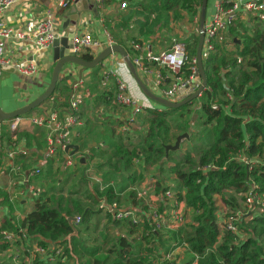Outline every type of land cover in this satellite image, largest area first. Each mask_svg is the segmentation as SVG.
I'll return each mask as SVG.
<instances>
[{"label": "trees", "instance_id": "1", "mask_svg": "<svg viewBox=\"0 0 264 264\" xmlns=\"http://www.w3.org/2000/svg\"><path fill=\"white\" fill-rule=\"evenodd\" d=\"M201 3L202 0H151L148 9L156 16L152 21L149 18L136 21L139 35L153 34L162 19L167 24L171 11L178 10L191 19L198 17ZM140 5L142 4L136 3V6ZM131 20L130 16L125 17L115 29H126ZM227 32L225 39H228L222 43L215 42L213 51L202 60L206 77L205 91L197 99L175 109H146L145 135L137 145L131 144L129 139L122 143L118 140L113 146L112 159L119 169L100 178L103 184L112 183V186L102 192L96 187L94 195L108 204L120 205V196H123L125 202L131 199V206L137 205V193L129 191L128 186H121L117 180H127L134 185L135 176L126 173L133 166L134 159L149 166L158 165L162 169L167 166V172L178 179V184L164 187L160 185V181L156 184V191L174 190L194 214L191 216L194 224L188 225L190 232L182 227L177 233H173L171 241L180 242L179 245L183 242L188 244L190 252L200 256L197 264H264V213L248 221L242 220L238 225L240 232L246 236L244 240L228 232L220 243L217 239L214 196L224 191L242 194L252 184L257 186L258 193L264 194V165L259 162L264 158V22L257 20L250 30L239 19ZM129 35L130 41H136L133 33ZM240 37L243 41L238 44ZM121 44L129 54L134 53L130 43L121 41ZM227 46L232 49L227 51ZM196 48L197 40L186 47L187 61L182 70L184 77L195 66L193 61L196 60ZM80 57L86 62L93 60V55L89 53H83ZM143 62L145 65L152 64L147 60ZM96 69L98 67L93 70ZM58 89L60 83L55 92ZM67 92L68 87L64 89V93ZM103 100L106 105L112 102L111 97L107 100L104 97ZM213 102H218L220 107L213 109ZM80 109L81 107L76 113L79 119ZM194 118H197L198 130L191 131L189 125H192ZM186 133L189 135L188 141L195 144L193 155H180V150L166 152L165 147L173 146L177 137ZM104 155L103 152L99 154ZM236 156H245L256 161V164L248 172L245 164L235 160ZM209 166L214 169L204 170ZM139 167L142 168V165ZM230 205L234 206L232 203ZM73 213L81 214L84 220L85 211L77 202H72L70 207V201L65 197L53 196L46 200L40 198L28 214L24 226L27 234L38 245L62 247L63 258L73 262V257H76L77 264H81L75 252L78 249L81 250V253L77 251L78 255L89 258L85 264H152L148 258L154 252L152 247L155 246L157 237L148 227L130 226L128 235L133 237L130 240L123 237L118 239L108 249V256L102 261L96 259L100 248L81 247L79 237H72L70 250L66 238L72 230L66 218ZM112 221L117 224L115 220ZM1 228L0 232L6 229L3 226ZM104 239L106 241L107 236ZM140 241H147L148 246L143 248L138 243ZM157 242L164 247L166 241L158 239ZM1 248L5 246L2 245ZM33 264L41 262L35 259Z\"/></svg>", "mask_w": 264, "mask_h": 264}, {"label": "crops", "instance_id": "2", "mask_svg": "<svg viewBox=\"0 0 264 264\" xmlns=\"http://www.w3.org/2000/svg\"><path fill=\"white\" fill-rule=\"evenodd\" d=\"M59 1L60 0H19L15 5L7 8L3 12L2 20L6 25L12 27L13 29L31 32L34 30L35 23L43 20L46 12H50L52 14L53 32L57 38L65 37L69 34L83 35L88 33L95 40L101 42L102 45L98 50H89L83 52L93 55V59L103 50L109 48V45H111V47H121L132 63L135 58L140 56V54L133 48L134 44H139L141 46V54L144 56L147 53L157 55L162 51L169 50L174 43L178 42L173 41L167 47L158 46L155 43V38L160 39V36L158 34L153 36L154 30L156 28L153 30V34L151 35H139L136 21H144L146 18H148L147 15L143 16L144 13L139 11V8H142L143 10L145 5L150 6L151 0H144L142 2H139L138 0H125L127 1L128 5L127 9L125 10H120L117 5L122 0H108L106 10L104 11H99L95 4H91L92 0H74L65 9L58 7ZM110 1L113 2V5L111 6L108 4ZM219 1L220 0H210L207 4L204 16V26L210 22L215 12V6ZM136 3L142 4L140 5L141 7L136 6ZM149 6L147 8H149ZM116 9L120 13L114 15L112 17L113 20H107L109 15L111 16L112 13H115ZM137 12H140L141 14L137 15ZM176 12H179L180 15H184L178 10ZM153 14L155 17L156 14ZM127 16L132 18L130 25L127 26L126 29L119 31L116 30L115 26ZM141 16L143 17L142 20L138 18ZM246 17L250 16L246 14H240L238 20L240 19V21L246 25L248 24L246 23ZM153 19L152 17L149 18L150 21ZM188 19L192 20L191 18ZM198 19L200 20V14L198 17L193 18V20L197 21V23ZM161 23L165 25L164 28H166L169 20L167 24H165L164 20L162 19ZM130 33H133L134 36H136V41H130V35L128 36ZM227 33L228 32L224 34L225 37ZM197 39V36L195 37L192 34H189L185 41L179 42L187 47V45ZM121 41L124 43H130L134 53L129 54L123 47V44H121ZM3 58L8 59L10 62L8 66H12L14 69L18 62H22L24 60L30 61L35 59L38 63L37 72L33 75H21L16 71V69L13 73H0V111L8 114L22 109L43 95L50 85L55 63L53 61V48H51L49 51L36 54L28 42L17 41L16 39H9L6 41ZM143 64L145 65L144 62ZM145 66L148 69L146 72L135 68L134 66L133 67L141 83L150 91V93H152V95L160 98V93L158 90H155L153 84L156 80H160V82H162L160 90H164L167 88V84L171 79L168 78L167 73L164 70H161L156 64H146ZM96 67H98V69L94 71L93 69ZM96 67L93 69H83L72 63L65 64L61 68L59 81L57 83V85L60 83V89H58L56 92L54 91L52 96L44 101L41 105L26 115H23L25 118H30L38 115H46L50 112V110H53L57 111L59 120H64L66 118V106L73 89V84L82 81V88L75 91L76 95L80 96L82 99V104L80 105L81 124L74 128L71 132H68V135L70 134L71 139L70 146L76 147L77 150H74L73 148L68 150L65 149L63 152L57 150L53 157L48 160H44V153L47 147V143L45 141V128L43 129L34 127L28 121L24 120L23 123H21L19 127L13 131L10 129V125L14 119L0 122L1 142L3 146V150L0 153V229H2V226L6 228L4 230L10 229L9 231L25 229L24 222L28 214L34 209L36 195L44 187L47 190L52 188V190H54L56 193H59L70 185L77 184L78 182L80 183L84 179V183L86 184L89 193L94 196V199L99 203L100 200L97 199L91 189V187L96 188L97 185L94 183V181L90 183L89 177L91 176L93 179H100L104 174L112 171L109 169V167H111V163H114L115 165V160L112 159V152L114 150L113 146L118 143V140H120L118 139V135H114L115 137L112 138V126H114L115 121L125 122V116L119 115L118 112L113 113L114 111L111 105L112 103L115 104L114 93L116 94L117 80L120 79L126 85L127 95L133 101H135L137 107L142 109L141 112L137 114V118L133 119H136L133 127L142 126V129L147 130V123H143L141 120L145 118V110L153 109L160 111L162 108H164L143 94L137 85L130 69L126 65L123 57L119 53L110 55V57H108ZM110 72H113L115 76L108 77L107 75ZM66 87H68L67 94L64 93V89ZM104 97H106V100L108 97H111L112 102L109 105H106V101L104 102L103 100ZM181 101L182 99L180 98L178 102ZM123 107V110L133 114L132 107ZM133 116L135 117V115ZM128 126L129 125L124 124L121 129H118L117 127L116 134L124 130L128 131V133L131 132V136L126 140H121V143L122 141L126 142L128 139L130 141V138H132V136L134 137V132L136 130L133 131ZM100 139L101 142H98ZM131 144L134 143L131 142ZM12 145L13 147H18L19 149H26L28 155H16L12 160H10L6 156V151L9 150ZM102 152L105 153V155L99 156V154ZM67 156L73 157L74 161H77V164H75L73 167L64 169L62 167V163L64 158ZM109 161H111V163H109ZM97 164L98 166L102 167H96ZM133 164L134 166H131L126 173L128 175L133 174L134 176L139 177L140 173L136 168L137 165H142L145 167L146 164H142L141 162L138 164ZM9 167H15L17 169L16 174H10L8 171ZM36 168H39L41 173L39 175L32 176L31 172ZM95 169L99 171L101 174L100 176L94 172ZM166 172H164L163 175H165ZM40 175L42 176L43 181L46 183L40 181ZM54 175H57V177H53ZM117 182L124 187L130 184V182L127 180L121 181L118 179ZM62 194L63 192L61 195ZM42 195H44V193H42ZM64 197L65 199L69 198L67 195H64ZM78 197L79 196L76 195L72 196V200H69L70 204L72 202H77L79 206L83 208V205L77 201ZM130 204V200H128L124 205L121 204V206H127ZM88 210V207H85V211ZM103 215L105 216L104 213ZM83 221L84 220H81L77 226H82ZM96 226H94L95 229ZM117 226H120L119 229ZM129 228L130 227L127 225L117 222L116 226H110L109 228L106 227L104 233H100L99 236L101 237L102 242L104 241L106 243H111L113 240L114 243H116V241L122 237L130 240L133 236L128 235ZM105 236H107L106 241L104 239ZM74 237H79V241L82 243L81 247L95 248V246L84 243L79 232L77 233V236ZM114 243H112L110 247ZM138 243L143 248L148 246L147 241H140ZM2 245H4L5 248L2 249ZM96 246H99L98 242L96 243ZM15 247H17V244H15ZM67 247L71 250V243L70 247L68 244ZM110 247L106 249V254L108 253V249H110ZM60 248L63 251V248ZM98 248H100V250L96 256V259L102 253V247ZM152 250L154 252L150 254L148 259L149 261H152V264H157L158 258L156 256L155 248L152 247ZM77 251L80 252L81 250L78 249L75 251L76 255L78 256L79 253ZM0 252H3V254L0 255V264L9 263L7 259H11L12 261L13 255H22V252L19 251V248H8V245L4 244L1 239ZM70 253L72 252L70 251ZM9 254L11 258L9 257ZM78 257L80 258L79 262L81 264H85L82 262L83 258H87L89 260V258L85 255H80ZM73 258V262L69 261V259L67 260L63 258L62 252L61 259L64 260L59 261V258L57 257L52 261L51 264H77L76 257ZM28 264H30V262Z\"/></svg>", "mask_w": 264, "mask_h": 264}, {"label": "built area", "instance_id": "3", "mask_svg": "<svg viewBox=\"0 0 264 264\" xmlns=\"http://www.w3.org/2000/svg\"><path fill=\"white\" fill-rule=\"evenodd\" d=\"M18 1L19 0H0V65L2 66H8L10 64L8 59L3 58L7 40L16 39L17 41L28 42L33 51L39 54L49 51L57 38L53 32L52 14L50 12H46L43 20L35 23L34 30L31 32L13 29L6 25L2 20L3 12L7 8L15 5ZM73 1L74 0H60L58 2V7L65 9ZM93 2L99 11L106 10L108 0H93ZM117 5L120 10H125L128 7L127 3L124 1H120ZM262 11H264V0H220L215 6V12L210 22L204 26L202 58L207 57L208 54L213 51L214 43H218L228 29L238 20L240 14L253 16L259 15ZM70 41L72 51L77 56H80L84 51H96L102 45L101 42L95 40L88 33L74 35ZM109 46L111 47V45ZM133 48L140 54V56L135 58L132 62L135 68L146 72L148 69L143 64V61L146 59L159 66L161 70H164L167 75L170 76L171 80L164 90H160V86L162 85L160 80H156L153 84L155 90L159 91L160 98L177 103L180 98L183 101L199 89L201 79L199 81L197 74L199 71L197 69L196 60L193 61L195 66L192 68L191 73L187 77H184L182 74V70L187 61V51L184 44L180 42L174 43L169 50L162 51L157 55L147 53L143 56L139 44H134ZM15 69L21 75H33L37 72L38 63L35 59L30 61L24 60L18 62ZM107 76L114 77L115 75L113 72H110ZM80 88H82V81L73 84L71 96L66 106V118L64 120H59L57 111L50 110L46 115H38L30 118H25L24 116L17 117L12 121L10 129L15 131L24 120L28 121L34 127L45 128V141L47 147L44 153V160L53 157L57 150L62 152L65 151L71 144L70 134L68 135V132H71L81 124L76 113L82 104V99L75 93V91ZM114 102L121 106L132 107L133 115L135 116L142 110L137 107L135 101L127 95L126 85L120 79L116 81ZM219 107L220 104L218 102L212 103L213 109H218ZM223 108L226 109L225 106ZM10 148L6 151V156L10 160L16 155H28L26 149H19L18 147H13V145ZM2 150L0 125V153ZM235 160H240L241 163L245 164L248 172H250L256 164V161L250 160L245 156H236ZM259 162L264 165V158L263 160H259ZM138 163L139 160L136 159L135 164ZM75 164H77V161H74L73 157L67 156L64 158L62 167L67 169L75 166ZM210 169L214 168L210 166L204 168V170ZM8 171L13 175L16 174L17 169L15 167H9ZM40 173L41 170L36 168L33 169L31 175H39ZM93 181L100 192L112 186V183L108 185L103 184L101 179L98 178H94ZM160 181V178L157 177L153 179L150 185H146V183L143 182V184L138 186L137 181L134 185L128 187L129 191L133 190L137 193V205L121 206V204L119 205L117 203L108 204L103 199L99 201V210L111 216L116 222L125 224L128 227H148L150 229L149 231L157 237L155 246L153 245L158 258L157 264H180L181 255L184 253L193 257L191 264H197L200 256L190 252L189 246L185 242L179 245L180 242L171 241L170 236V233H177L180 228L185 227L187 215L190 210L186 207L185 201L180 200L174 190L164 189L162 191L159 189L156 191V184ZM256 190L257 186L254 184L248 188V191L243 195V212L238 210L233 219H224L221 221L217 212L215 213L218 224V243L221 242L226 232L237 235L240 240H244L246 236L240 232L238 224L242 222V220L248 221L264 213V194H260ZM76 219V223L78 224L81 220L79 218ZM0 239L4 244L10 245L11 248H19V251L22 252V255H13L12 261L11 259H7L10 264H28L29 262L33 264L35 259L41 262V264H51L57 257L59 261L64 260L61 259L63 252L61 248L53 247L52 245H38V243L32 241V237L27 234L26 229H20L18 231L3 230L0 232ZM158 239L166 241L164 247L157 242ZM15 244H17V247H15ZM159 248L160 250H158Z\"/></svg>", "mask_w": 264, "mask_h": 264}, {"label": "rangeland", "instance_id": "4", "mask_svg": "<svg viewBox=\"0 0 264 264\" xmlns=\"http://www.w3.org/2000/svg\"><path fill=\"white\" fill-rule=\"evenodd\" d=\"M123 1L127 3V1L122 0V2ZM108 4H109V6H111V5H113V2L110 1ZM148 6L149 5H145V8L143 10H142V8H139V11H142L144 13L143 16L147 15L148 18L152 17V19H153L154 14H151L149 12V9L147 8ZM119 13L120 12L117 11V9H116L115 13H112L111 16L109 15L107 20H109V21L113 20L112 17L116 14H119ZM169 14H170V18H169V23L166 25L167 27L164 28L165 25H163L161 23L154 30L153 36H156L157 34L160 36V39L155 38V40H156L155 43L158 46L167 47L173 41H178V42L179 41H185L189 34H192L193 36L198 37V35H199V25H198L199 19H198V23H197V21H194L193 19L189 20L184 15H182V14L180 15V13L176 12V11L175 12L171 11V13H169ZM178 15H179V17H178ZM138 18L141 20L143 19L142 16L138 17ZM246 18H247L246 23H248V24H246V26L250 30H252L253 27L255 26V22L257 20L264 22V12L260 13L259 15H253V16L246 17ZM227 39L228 38L225 39V36L223 35L222 38L219 40V43H222L223 41H226ZM242 41H243V38L240 37L238 40V44L242 43ZM231 49H232L231 46L226 47L227 51H230ZM202 60H203V58H202ZM197 74H198V78L200 81L199 72H197ZM114 95H115V93H114ZM111 105H112V108L114 111L113 113L118 112L119 115L125 116V118H124L125 122L115 121L114 126H112V131H113L112 138H114L115 136L118 135V139L126 140L128 137H130L131 132L128 133V131H125V130L122 132L120 131L116 134L117 127H118V129H121L123 127V125L126 124V125H129L128 127L131 130H133V131L136 130L134 132V137L132 136V138H130L131 139L130 143L133 142L135 145H137L141 141V139L143 138L144 134L146 133V130L142 129V126L133 127V125L135 124V121H136V119L135 120H133V119L137 118V115L134 117L133 114H131L130 112L128 113V111L123 110V108H124L123 106H120L116 103L115 104L112 103ZM141 120L143 121V123H146L144 121V119H141ZM196 124H197V118H194L192 125L191 126L189 125V127L191 128V131L192 130H198V127H196L197 126ZM98 142H101V139L98 140ZM193 145H195V144L193 142H189L188 139L183 140L180 144V149H179L180 155H184L187 153H190L191 155H193L194 154V146ZM133 163H135V159L133 160ZM110 166L111 167H109V169L112 171H116L119 169V167L115 166L114 163H111ZM133 166H134V164H133ZM96 167L101 168L102 166H98V164H97ZM136 168L139 170V173H140L139 174L140 177L135 176V178H136L135 183L138 181V186L143 184V182L146 183V185L147 184L150 185L152 183L153 179L157 178L158 176L161 178V183H160L161 186L173 187V186L178 184V179L173 174L166 172L167 166H166V170H165V168L162 169L158 165H153V164L151 165L150 164V166H149L146 163L145 167L142 166V168H141V167H139V165H137ZM94 172L97 173V175H99V176L101 175L97 169H95ZM164 172H166L165 175H163ZM53 177H57V175H54ZM142 177H143V179H141ZM40 179H41L40 181H43L42 176ZM92 179H93V177L91 178V176H90L89 177L90 183L93 182ZM84 182L85 181L83 179L80 183L78 182L77 184L70 185L69 187L63 189L59 193H56L54 190H52V188L47 190L44 187L42 190H40L39 193H37L36 201L39 198L49 199L53 196L64 197V195H67L69 197L68 200H72L71 199L72 196H75V195L79 196L77 198V201H79L80 204L83 205L84 211H85V207H88L89 210L85 211V213H84L85 217H84L83 225L79 227V226H77L78 224L75 223L74 226L77 230V233L79 232L80 237L84 243H86L88 245L95 246V247H102L101 248L102 253H101V255H99L97 257L98 260L102 261L108 256L105 251L107 248L110 247V245L112 243H114V240L111 243H106L104 241L102 242V239L99 236V234L104 233L106 227L109 228L110 226H116V224L112 221V219L109 216H107L106 214L104 216L103 215L104 212L102 210H99L100 204L98 202H96V200H94V198L89 193L88 188ZM44 183H46V182H44ZM128 187H131V184H128ZM91 189H92L93 193H96V188L91 187ZM158 189H159V187H158ZM62 192H63V194H62L63 196L61 195ZM42 193H44V195H42ZM244 194L245 193L239 194V193H235L233 191H224L220 195L214 196L213 199H214L215 206L217 208V215H219L221 221L224 219H233V217L235 216V214L238 210L243 212V203H244L243 195ZM98 196H100V194H98ZM120 203L123 205L126 203L123 196H120ZM230 203L234 204V206H231ZM70 207H71V204H70ZM147 209H146V211H147ZM100 213H102V214H100ZM192 215H194V214L192 211H190L187 215V221L185 224L186 231H189V232H190V229H189L188 225H190L192 223V219H191ZM70 216L73 218H79L80 220H83L82 215L79 213H73ZM0 217H1V215H0ZM240 223L238 225H240ZM193 224L194 223H192V225ZM84 225H86L85 228H84ZM94 226H96V229ZM119 227L120 226H117L118 229H119ZM7 231H9V230H7ZM173 233H175V232L170 233V236H172ZM246 235H249V234H246ZM100 241H101V243H100ZM97 242L99 243V246H96ZM102 243H103V245H102ZM10 247L11 246L8 245V248H10ZM158 250H160V248ZM2 254H3V252H0V255H2ZM78 256H80V255H78ZM176 259H178V258H176ZM180 260H181L180 264H186V263L191 264L193 257L191 255H188L187 253H184L181 255ZM85 261H88V259L83 258L82 262L86 263ZM155 261H156V259H155ZM0 262H1V260H0ZM154 264H156V263H154Z\"/></svg>", "mask_w": 264, "mask_h": 264}, {"label": "water", "instance_id": "5", "mask_svg": "<svg viewBox=\"0 0 264 264\" xmlns=\"http://www.w3.org/2000/svg\"><path fill=\"white\" fill-rule=\"evenodd\" d=\"M138 1L142 2L144 0H138ZM208 1L209 0H202V3H201L200 20H199V36H198L197 48H196V61H197V68H198L200 79H201V84H200L199 89L193 95L186 98L185 100L181 102L173 103V102H170V101H167V100H164V99H161L159 97L152 95V93H150V91L141 83V81L136 75L135 69L129 57L127 56L125 51L119 46H113V47H109L103 50L91 62L84 61L80 56H77L73 53L70 40L72 39L74 34H69L68 36H65V37L56 38L55 41L53 42V45H52L53 61L55 63V66L52 72V78H51L48 89L38 99H36L35 101H33L32 103L23 107L20 110H17L15 112L8 113V114H5L2 111H0V122L5 121V120H12L17 117L26 115L27 113L31 112L33 109L41 105L44 101L49 99L56 89V85L59 81V75H60L61 68L65 64L72 63L83 69H93L99 64H101L108 57H110V55L115 54V53H119L123 57L126 65L130 69L137 85L139 86L143 94L146 97H148L150 100L157 102L159 105L163 106L164 108L175 109V108H178L180 106L187 104L188 102L192 100L197 99L200 96V94L206 89V77H205V73H204V69L202 65V51H203V43H204V23H205L204 16H205V10H206ZM91 4L94 5L93 0L91 1ZM14 70L15 69L12 66L0 65V73L2 72L3 73H13ZM188 137L189 135L187 133L177 137L176 142L173 146L165 147L166 152L167 151L175 152L179 150L180 143L183 140L188 139ZM70 148L77 150L76 147H72V146L68 147L66 150ZM66 219H67L69 227L72 230L71 234L68 235L66 238L67 244L70 247L71 238L74 236H77V230L74 227V224L77 222V219L73 217H67Z\"/></svg>", "mask_w": 264, "mask_h": 264}]
</instances>
